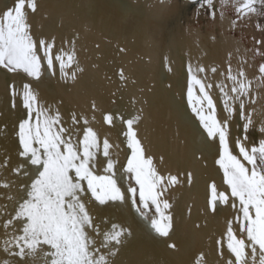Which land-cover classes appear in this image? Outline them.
Wrapping results in <instances>:
<instances>
[{"label":"bare ground","instance_id":"bare-ground-1","mask_svg":"<svg viewBox=\"0 0 264 264\" xmlns=\"http://www.w3.org/2000/svg\"><path fill=\"white\" fill-rule=\"evenodd\" d=\"M13 3L14 0H0V11ZM36 3L35 12L25 9L33 39L52 44L53 58L62 55L65 63L67 55L73 54L75 63L65 68L67 76L61 74L58 60L53 59L49 69L38 44L42 65L39 80L22 70L11 72L0 66V161L8 160L2 178L12 183L11 188H0V192L21 195L19 186L30 183V179L13 169L24 165L30 176L33 171L27 158L19 155L22 151L17 135L19 124L28 116L22 95L15 97V107L12 106L11 85L22 93V85L31 84L38 96V106L48 109L53 116L58 112L60 124L78 133L76 140L82 141L87 127L97 133L101 149L107 139L114 146L110 152L118 151L117 175L120 168L127 167L131 149L122 135L127 125L115 117L137 116L133 129L145 157L152 158L165 184L169 176H176L179 181L169 185L164 195L172 205L169 211L173 228L169 237H161L138 216L128 191L129 187L137 188L139 204L138 185L132 175L118 181L125 195L123 202L100 204L87 190L86 181L82 182L86 189L82 199L100 231H107L115 223L131 232L112 257L113 264H195L201 253L207 264H226L230 258L229 224L237 238L246 237L236 220L240 215L238 207L231 206L234 198L230 197L228 204L218 201L215 211L212 210L211 186L216 185L217 194L230 193V188L218 163L223 155L222 146L218 139L206 137L191 110L187 95L192 75L189 67L193 71L198 67L205 69L196 74L213 85L210 95L218 119L228 120V143L233 155H240L238 141L250 148L264 139V132L257 131L264 126V87L255 88L256 78L261 75L259 66L264 65L260 0L254 4L257 12L247 15L237 13L236 0H213L211 6L206 0H36ZM229 67L232 74L243 71L253 80L255 103L246 108L253 123L246 133L245 121L239 115L234 113L229 119L216 87L221 82L231 86L226 79ZM212 68L216 71L212 72ZM121 69L126 80L119 75ZM108 114L114 117L111 125L105 119ZM34 119L35 114L33 122ZM84 119L88 120L87 125ZM105 167L106 158L98 151L95 175H105ZM189 172L191 183L186 182ZM153 213L154 208L149 215ZM90 235L99 247L102 237L91 231ZM7 238L0 228V242ZM170 243L176 247H169ZM4 258L13 259L0 251V259Z\"/></svg>","mask_w":264,"mask_h":264},{"label":"snow or ice","instance_id":"snow-or-ice-1","mask_svg":"<svg viewBox=\"0 0 264 264\" xmlns=\"http://www.w3.org/2000/svg\"><path fill=\"white\" fill-rule=\"evenodd\" d=\"M206 3L211 6L213 0H206ZM236 3L239 5L238 14L257 12L254 7L256 0H236ZM260 3L264 4V0H260ZM26 8L35 12L36 0H14L13 6L0 11V66L11 72L22 70L29 77L39 80L42 75L41 56L37 54L39 44L47 67L51 69L53 59L58 60L61 74L67 76L64 70L75 63L74 55L68 54L65 63L62 55L53 58L52 44L34 40L27 22ZM204 71L202 67L195 71L189 67L192 75L187 92L188 101L206 137L218 139L222 146L223 155L218 163L223 169L225 183L230 188V193L217 194L216 185L213 184L211 207L215 211L218 201L228 204L230 197L234 198L231 206L238 207L240 215L236 220L240 232L246 237L237 238L229 224L227 249L230 258L226 264H264V139L258 140L250 148L238 141L240 155L232 154L228 143V120L218 119L215 102L210 95L209 90L213 85L196 74ZM211 71L215 72L216 69L212 68ZM258 71L261 75L256 78V89L264 87V65H260ZM119 75L122 80L127 79L122 69ZM72 78L75 79V73ZM226 79L231 81L230 87L223 82L216 85L222 94L223 109L229 119L235 113L245 121L243 129L246 133L253 123L250 113L246 111L249 105L255 103L253 80L243 71L232 74L230 67ZM197 85L198 88H194ZM10 88L12 106L15 107V97L22 95V104L27 109L28 118L19 124L17 135L22 145L19 155L27 158L33 171L30 176L24 165L13 169L14 173L30 179V183L19 186L21 195L0 192V200L8 201L7 204L0 203V228L8 237L0 242V251L13 258L0 259V264H113L112 257L117 255L119 246L131 232L115 223L107 231H100L82 199L86 190L82 183L84 181L91 196L100 204L123 202L125 195L118 181L127 180L132 175L139 194L138 204L135 195L137 188H128L132 194V207L157 235L169 237L173 228V217L169 211L172 205L164 195L169 185L179 181L176 176H169L165 184V178L156 171L152 158L145 157L133 129L139 117H115L127 125V131L122 135L131 149L127 167L120 168L117 175L118 151L110 152L114 146L107 139L103 140L101 149L97 133L92 127H87L82 141L76 140L78 133L74 128L66 129L60 124L58 112L53 116L48 109L38 106V96L31 84H23L22 93L14 85ZM72 119L73 124L77 123L75 114ZM105 119L111 125L114 117L108 114ZM84 124H88L87 119H84ZM257 131L264 132V126ZM115 147L118 150L119 146ZM98 151H102L106 158V174L103 176L95 175ZM7 165V159L0 161V188L3 189L12 187L11 182L2 178V170ZM191 181L192 173H186V182ZM153 208L154 213L149 215ZM89 230L102 237L99 247ZM169 247L175 248L176 245L170 243ZM195 264H207L203 253Z\"/></svg>","mask_w":264,"mask_h":264},{"label":"rangeland","instance_id":"rangeland-1","mask_svg":"<svg viewBox=\"0 0 264 264\" xmlns=\"http://www.w3.org/2000/svg\"><path fill=\"white\" fill-rule=\"evenodd\" d=\"M258 7H259V6H258ZM259 9L261 10V13H262V14H261V17H262V19L264 20V12H263L264 10H263V8H261V7H259Z\"/></svg>","mask_w":264,"mask_h":264},{"label":"water","instance_id":"water-1","mask_svg":"<svg viewBox=\"0 0 264 264\" xmlns=\"http://www.w3.org/2000/svg\"><path fill=\"white\" fill-rule=\"evenodd\" d=\"M262 8H263V10H264V4H262Z\"/></svg>","mask_w":264,"mask_h":264}]
</instances>
